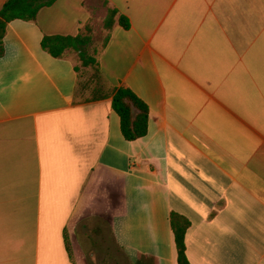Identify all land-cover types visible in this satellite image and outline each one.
<instances>
[{
    "label": "crops",
    "instance_id": "0c3cea01",
    "mask_svg": "<svg viewBox=\"0 0 264 264\" xmlns=\"http://www.w3.org/2000/svg\"><path fill=\"white\" fill-rule=\"evenodd\" d=\"M108 1L130 27L114 26L88 90L74 53L42 41L103 23L100 0L7 24L0 264H89L102 227L130 264H178L172 212L191 221L190 264H264V0ZM122 87L149 108L133 141Z\"/></svg>",
    "mask_w": 264,
    "mask_h": 264
},
{
    "label": "trees",
    "instance_id": "16d2710c",
    "mask_svg": "<svg viewBox=\"0 0 264 264\" xmlns=\"http://www.w3.org/2000/svg\"><path fill=\"white\" fill-rule=\"evenodd\" d=\"M108 6L107 15L103 21L106 32L103 45L96 56H88L87 49L92 42L94 27L88 23L76 36L51 35L45 36L42 46L54 57H64L68 51L79 55L83 66H92L98 82L101 79L99 55L106 47L111 32L116 24L129 29L130 20L116 8L109 6L108 0H101ZM56 0H7L0 10V57L4 54V36L7 24L13 20H35L40 10L53 5ZM78 70L81 68L78 65ZM112 107L121 119V129L126 140L133 141L144 137L148 132L149 108L148 105L130 88H119L112 100ZM134 109L138 111L134 116ZM172 228L177 249L178 264H190L187 256L186 234L191 226V221L183 214L172 212Z\"/></svg>",
    "mask_w": 264,
    "mask_h": 264
},
{
    "label": "rangeland",
    "instance_id": "374dc122",
    "mask_svg": "<svg viewBox=\"0 0 264 264\" xmlns=\"http://www.w3.org/2000/svg\"><path fill=\"white\" fill-rule=\"evenodd\" d=\"M96 4V3H95ZM99 15L102 17H106L108 6H106L103 1L99 2ZM94 34L91 44L87 49L88 56H96L97 52L101 49L106 32L103 27V23L96 18V21L93 25ZM76 62L81 68L83 74V87H90L92 85L98 84V78L95 75V69L92 66H83L79 55H75ZM88 90V88H86ZM90 92V91H88ZM101 236L99 238V242L101 243L100 252H95L94 256L90 253H87L86 256L88 258L89 264H130L126 256L121 252L118 246L114 245L113 240L105 227H102Z\"/></svg>",
    "mask_w": 264,
    "mask_h": 264
}]
</instances>
